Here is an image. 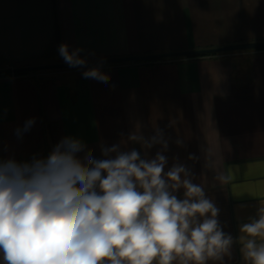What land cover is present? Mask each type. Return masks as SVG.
<instances>
[{
	"label": "crops",
	"instance_id": "0c3cea01",
	"mask_svg": "<svg viewBox=\"0 0 264 264\" xmlns=\"http://www.w3.org/2000/svg\"><path fill=\"white\" fill-rule=\"evenodd\" d=\"M261 40L264 0H0L3 67L64 62L61 44L102 59ZM216 53L86 66L100 67L108 83L73 67L0 76V160L47 157L66 136L81 139L96 159L102 144L153 159L161 145L144 149L128 137L161 129L165 172L174 163L191 170L233 237L223 264H246L240 227L264 206V50ZM31 118L35 124L17 138Z\"/></svg>",
	"mask_w": 264,
	"mask_h": 264
},
{
	"label": "clouds",
	"instance_id": "9594fccd",
	"mask_svg": "<svg viewBox=\"0 0 264 264\" xmlns=\"http://www.w3.org/2000/svg\"><path fill=\"white\" fill-rule=\"evenodd\" d=\"M82 51L58 46L69 67L85 69L83 78L108 83L100 67L86 68ZM34 124L31 118L17 128V138ZM128 140L144 149L158 144L162 151L146 159L135 148L102 144L96 159L81 139L66 136L47 157L0 160V264H223L233 237L185 164L165 172L163 130L150 138L133 133ZM180 189L182 199L175 194ZM240 232L246 264H264V206Z\"/></svg>",
	"mask_w": 264,
	"mask_h": 264
},
{
	"label": "water",
	"instance_id": "95a60500",
	"mask_svg": "<svg viewBox=\"0 0 264 264\" xmlns=\"http://www.w3.org/2000/svg\"><path fill=\"white\" fill-rule=\"evenodd\" d=\"M263 47H264V40L252 41V42H242V43L226 44V45L216 47V48H202V49H193V50L161 52V53L146 54V55H139V56L87 59L86 66L116 64V63L133 61V60H145V59H154V58L185 56V55L199 54V53L223 52V51H233V50H249V49H257V48H263ZM66 67H69V66L65 62L39 64V65H31V66H20V67H2L0 68V74L39 71V70L66 68Z\"/></svg>",
	"mask_w": 264,
	"mask_h": 264
},
{
	"label": "trees",
	"instance_id": "16d2710c",
	"mask_svg": "<svg viewBox=\"0 0 264 264\" xmlns=\"http://www.w3.org/2000/svg\"><path fill=\"white\" fill-rule=\"evenodd\" d=\"M255 50H264V47L263 48H257ZM217 53L216 52H210V53H199V54H190V55H186V57H199V56H204V55H216ZM164 58H154V59H148L146 61H160V60H163ZM0 67H3V66H0ZM17 67H20V66H17ZM15 75H23V74H27V72H15L14 73ZM6 75H9V73L7 74H0V76H6Z\"/></svg>",
	"mask_w": 264,
	"mask_h": 264
}]
</instances>
